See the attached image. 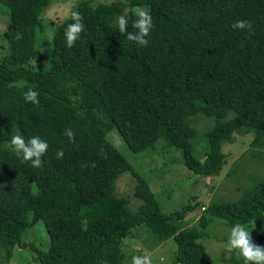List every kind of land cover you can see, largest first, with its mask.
<instances>
[{
    "label": "trees",
    "instance_id": "1",
    "mask_svg": "<svg viewBox=\"0 0 264 264\" xmlns=\"http://www.w3.org/2000/svg\"><path fill=\"white\" fill-rule=\"evenodd\" d=\"M49 1L0 0L9 9L0 55L5 254L30 247L39 264H122L121 242L145 225L160 240H174V264H213L200 241L211 218L231 228L246 225L254 243L264 246V180L236 201L202 206L196 225L179 229L175 220L195 206L188 201L162 213L149 183L105 138L114 127L133 151L157 149L163 140L165 148L180 150L187 170L206 179L220 176L227 162L223 145L235 134L251 133L250 147L264 153V0H81L73 11L82 15L85 29L72 48L64 37L71 16L55 27L52 41L43 33L41 13ZM137 7H147L152 16L146 47L129 41L113 22ZM133 9L128 32L136 31ZM237 20L249 21L252 31L233 29ZM40 35L48 65L35 68L30 61L38 55ZM29 88L38 91V105L24 100ZM198 115L215 120L204 132L203 159L193 153ZM16 132L48 143L41 168L22 163L11 149ZM125 172L137 180L134 197L142 205L136 212L127 198L112 193ZM38 221L49 239L45 250L21 239ZM227 262L244 264L237 254Z\"/></svg>",
    "mask_w": 264,
    "mask_h": 264
},
{
    "label": "rangeland",
    "instance_id": "2",
    "mask_svg": "<svg viewBox=\"0 0 264 264\" xmlns=\"http://www.w3.org/2000/svg\"><path fill=\"white\" fill-rule=\"evenodd\" d=\"M81 0H50L47 7L41 13L43 33L48 38L49 33L62 21L69 18L76 4ZM116 0H105L103 3H111ZM126 9L123 15L128 17L130 10ZM134 10V9H133ZM9 9L0 3V55L5 52V42L1 37L3 30L8 25ZM117 22V18L113 21ZM50 41V43H51ZM41 45V46H40ZM45 38L39 36L36 44L37 57L30 61L32 67H46L47 49ZM50 50V49H49ZM45 65V66H44ZM215 120L209 116L198 115L194 118L197 133L192 139L193 153L203 159L202 148L207 146L204 135L205 130L213 127ZM16 134H19L16 132ZM105 138L108 143L123 155L132 165L133 170L143 177L155 194L162 213L169 214L178 210L188 201L195 208L185 214L181 220H175L179 229L196 225L202 213V206L222 201H236L257 182L264 180V153L257 152L250 147L252 134L234 135L232 143L223 145V152L227 156V162L220 176L213 179L205 178L186 169L182 162L180 150L163 146L154 149L149 147L141 151L131 150L114 127H110ZM137 180L131 172H125L117 177L113 183V195L125 197L129 200V208L132 212L138 211L142 201L134 197V189ZM198 202H201L199 205ZM231 227L223 219L211 218L208 226V236L200 241L206 247L213 264H229L230 256L238 254V251L229 252L226 249L227 239ZM22 241L32 242L42 250L48 247L49 239L42 221L29 228L21 236ZM124 253L122 264H132L134 255H150L153 264H174L176 243L173 239L162 241L147 226H139L133 229L132 234L120 244ZM36 252L30 247H16L11 256H7L0 246V264H39Z\"/></svg>",
    "mask_w": 264,
    "mask_h": 264
},
{
    "label": "clouds",
    "instance_id": "3",
    "mask_svg": "<svg viewBox=\"0 0 264 264\" xmlns=\"http://www.w3.org/2000/svg\"><path fill=\"white\" fill-rule=\"evenodd\" d=\"M136 19L132 23L135 32H128V19L126 15H120L117 18V26L121 34H126L129 41H133L142 47L148 45V39L152 28L153 21L150 11L147 7H137L134 10ZM72 23L68 24L64 30V37L66 46L72 48L75 46L77 40L81 38V33L85 29L83 17L78 11L71 13ZM232 28L236 30L252 31V24L247 20H237L232 24ZM49 37H54V33H49ZM24 100L34 105L39 104V93L29 88L23 94ZM65 135L71 142H74L75 135L71 129L65 130ZM11 149L21 158L22 163H30L33 168H41L43 166L44 155L49 148L48 143L39 136H32L25 139L22 135H13L9 141ZM57 158H62L63 151H57ZM91 167H95L93 162ZM255 228V225H254ZM252 230L244 225L237 223L231 230L227 239L226 249L229 252L238 251V254L243 258L244 264H264V246L254 243ZM132 264H153L150 255H134L132 257Z\"/></svg>",
    "mask_w": 264,
    "mask_h": 264
}]
</instances>
